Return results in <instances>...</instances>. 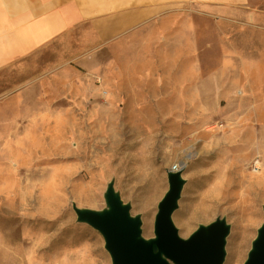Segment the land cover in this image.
Segmentation results:
<instances>
[{
  "label": "rangeland",
  "instance_id": "374dc122",
  "mask_svg": "<svg viewBox=\"0 0 264 264\" xmlns=\"http://www.w3.org/2000/svg\"><path fill=\"white\" fill-rule=\"evenodd\" d=\"M247 4L184 15L148 47L129 34L90 69L41 50L0 71V264H112L74 209H106L111 186L152 239L176 170L178 235L221 218V264L244 263L264 219V0ZM32 85L36 103L6 104Z\"/></svg>",
  "mask_w": 264,
  "mask_h": 264
},
{
  "label": "crops",
  "instance_id": "0c3cea01",
  "mask_svg": "<svg viewBox=\"0 0 264 264\" xmlns=\"http://www.w3.org/2000/svg\"><path fill=\"white\" fill-rule=\"evenodd\" d=\"M246 5L247 0H0V71L19 68L41 50L52 57L62 51L66 61L90 69L106 46L129 34L124 46L148 47L157 34L169 40L174 24L185 28L184 15L236 21V9ZM144 27L147 36L135 35ZM140 54L146 52H134ZM37 88L23 87L6 104L15 109L36 103Z\"/></svg>",
  "mask_w": 264,
  "mask_h": 264
},
{
  "label": "water",
  "instance_id": "95a60500",
  "mask_svg": "<svg viewBox=\"0 0 264 264\" xmlns=\"http://www.w3.org/2000/svg\"><path fill=\"white\" fill-rule=\"evenodd\" d=\"M168 189L159 201L155 214L154 238L140 235V221L131 217L128 207L109 186L105 191L106 209H77L79 221L96 229L112 264H221L229 226L221 218L198 226L187 238H181L171 220L183 185L180 171L167 174ZM243 264H264V219L251 243Z\"/></svg>",
  "mask_w": 264,
  "mask_h": 264
}]
</instances>
